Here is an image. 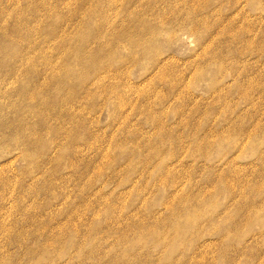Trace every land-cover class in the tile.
Masks as SVG:
<instances>
[{
    "label": "rangeland",
    "instance_id": "obj_1",
    "mask_svg": "<svg viewBox=\"0 0 264 264\" xmlns=\"http://www.w3.org/2000/svg\"><path fill=\"white\" fill-rule=\"evenodd\" d=\"M0 264H264V0H0Z\"/></svg>",
    "mask_w": 264,
    "mask_h": 264
},
{
    "label": "bare ground",
    "instance_id": "obj_2",
    "mask_svg": "<svg viewBox=\"0 0 264 264\" xmlns=\"http://www.w3.org/2000/svg\"><path fill=\"white\" fill-rule=\"evenodd\" d=\"M190 12H191V11H190ZM157 29H158V28H157ZM159 30H160V29H159ZM159 30H156V31L158 32ZM223 31H224V29H223ZM225 31H226V30H225ZM225 31H224V32H225ZM139 34H140V33H139ZM139 34L137 33L136 35H138V36H139ZM121 36H122V35H121ZM129 39H132V38H131V36H130V38H129ZM131 41H135V40H131ZM138 45H140V43H139Z\"/></svg>",
    "mask_w": 264,
    "mask_h": 264
}]
</instances>
